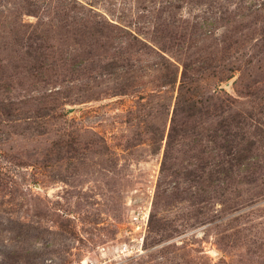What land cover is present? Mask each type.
Masks as SVG:
<instances>
[{"label":"rangeland","instance_id":"1","mask_svg":"<svg viewBox=\"0 0 264 264\" xmlns=\"http://www.w3.org/2000/svg\"><path fill=\"white\" fill-rule=\"evenodd\" d=\"M0 264H264V0H0Z\"/></svg>","mask_w":264,"mask_h":264}]
</instances>
